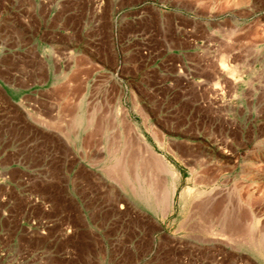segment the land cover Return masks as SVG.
<instances>
[{
  "label": "rangeland",
  "instance_id": "rangeland-1",
  "mask_svg": "<svg viewBox=\"0 0 264 264\" xmlns=\"http://www.w3.org/2000/svg\"><path fill=\"white\" fill-rule=\"evenodd\" d=\"M69 7L109 13L87 67L91 142L62 158L55 131L72 113L42 118L46 157L32 162L44 170L13 191L12 264H118L130 241L186 264L230 249L237 264L264 262V0H0V11ZM154 213L156 246L141 219Z\"/></svg>",
  "mask_w": 264,
  "mask_h": 264
},
{
  "label": "crops",
  "instance_id": "crops-1",
  "mask_svg": "<svg viewBox=\"0 0 264 264\" xmlns=\"http://www.w3.org/2000/svg\"><path fill=\"white\" fill-rule=\"evenodd\" d=\"M114 14L113 11L111 15ZM108 16L107 11L77 7L61 11H0V264H12L13 191L23 196L28 183L26 175H38L44 170L43 164L32 162L41 151L44 159L46 157L45 148L42 149L46 137L42 118L48 119L61 106L72 113L68 120L57 124L58 131H55L56 141L65 145L62 158L76 157L77 145L91 142L92 121L86 117L92 107L88 108L86 97L92 86L93 72L87 71V67L94 60V40L102 37L98 31H103L104 27L109 29ZM135 19L128 20L135 23ZM124 22L125 19H119L114 25L120 27ZM77 67H84L85 71H77ZM82 87L85 94L77 98L76 93ZM81 166L79 162L69 169L61 167L58 174H76ZM14 169L19 171L18 178H13ZM263 190L262 186L261 192ZM85 201L81 200V211L89 227L93 220ZM24 215L22 212L15 216L16 226L25 224ZM141 219L153 223L148 235H152L154 246L160 245L157 241L165 229L157 231L156 214ZM256 220L263 224L264 215L257 216ZM123 243V252L117 254L118 264L188 262L186 257L170 252L149 251L137 255V243ZM125 250L132 252V260L126 258ZM228 252L223 254L219 264H226L227 259L228 264H237L236 251Z\"/></svg>",
  "mask_w": 264,
  "mask_h": 264
},
{
  "label": "bare ground",
  "instance_id": "bare-ground-1",
  "mask_svg": "<svg viewBox=\"0 0 264 264\" xmlns=\"http://www.w3.org/2000/svg\"><path fill=\"white\" fill-rule=\"evenodd\" d=\"M119 162V161H118ZM125 162V161H124ZM121 165V164H120ZM123 166H124V164H123ZM122 167V166H121ZM118 168V167H117ZM120 170V169H119ZM122 170H123V168H122ZM122 170H121V172H122ZM125 180H126V178H125ZM128 181H129V178L127 179Z\"/></svg>",
  "mask_w": 264,
  "mask_h": 264
}]
</instances>
